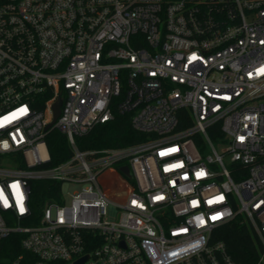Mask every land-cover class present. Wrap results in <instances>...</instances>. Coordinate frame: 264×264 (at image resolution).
<instances>
[{"label": "built area", "instance_id": "1", "mask_svg": "<svg viewBox=\"0 0 264 264\" xmlns=\"http://www.w3.org/2000/svg\"><path fill=\"white\" fill-rule=\"evenodd\" d=\"M114 113L145 142L77 149ZM32 182L60 186L37 218ZM236 220L264 264V0H0V264H234Z\"/></svg>", "mask_w": 264, "mask_h": 264}, {"label": "trees", "instance_id": "2", "mask_svg": "<svg viewBox=\"0 0 264 264\" xmlns=\"http://www.w3.org/2000/svg\"><path fill=\"white\" fill-rule=\"evenodd\" d=\"M146 137L135 132L129 115L114 113L112 121L97 125L87 135L76 138L75 144L80 151L95 149H120L145 142ZM49 162L43 167L57 166L71 156V149L66 137L58 131L50 132L46 137ZM117 164L106 174L103 185L108 195L112 196L114 185L119 187V194L124 195L133 188V181L126 179L118 170ZM117 183V184H116ZM33 216L39 217V211L46 201L57 200L59 184L49 182H32ZM214 238L223 243L226 253L234 264H256L260 246L252 236L249 228L239 220L217 228Z\"/></svg>", "mask_w": 264, "mask_h": 264}, {"label": "water", "instance_id": "3", "mask_svg": "<svg viewBox=\"0 0 264 264\" xmlns=\"http://www.w3.org/2000/svg\"><path fill=\"white\" fill-rule=\"evenodd\" d=\"M61 105L60 100L52 107V114L53 115V120L52 122H54L56 120V118L58 117L59 114V107ZM51 124H49L46 129H48L50 127ZM119 172L126 178V179H131V174L129 172V169L127 166H122L121 168H119Z\"/></svg>", "mask_w": 264, "mask_h": 264}, {"label": "rangeland", "instance_id": "4", "mask_svg": "<svg viewBox=\"0 0 264 264\" xmlns=\"http://www.w3.org/2000/svg\"><path fill=\"white\" fill-rule=\"evenodd\" d=\"M117 185H114V187H113V190H115V192H119V187ZM78 189H79V187L76 186V185H72V184L64 185L63 186V193L64 194H68V193H70V192H72L74 190H78ZM121 197H122L121 193L120 194L118 193L117 195H115V194L112 195V198L115 199V200L116 199H120ZM112 217L113 216L110 214V218H112Z\"/></svg>", "mask_w": 264, "mask_h": 264}]
</instances>
